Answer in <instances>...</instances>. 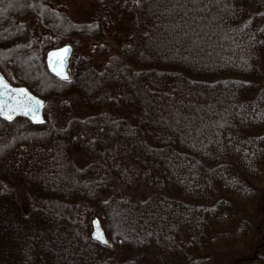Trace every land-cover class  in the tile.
I'll list each match as a JSON object with an SVG mask.
<instances>
[{
  "label": "trees",
  "instance_id": "16d2710c",
  "mask_svg": "<svg viewBox=\"0 0 264 264\" xmlns=\"http://www.w3.org/2000/svg\"><path fill=\"white\" fill-rule=\"evenodd\" d=\"M94 1L102 14L119 0ZM132 6L139 27L121 57L100 64L74 50L102 35L100 20L73 22L46 0H0V71L44 99L40 124L0 117V264H70L69 256L143 264L149 254L198 264L204 258L182 237L193 247L191 234L205 242L225 219L233 226L227 198L256 190L264 168V0ZM66 41L67 80L45 64L46 51ZM104 52L94 45L93 53ZM77 153L86 164L74 162ZM140 184L153 194L124 192ZM92 214L112 247L90 239ZM251 255L230 264L264 261Z\"/></svg>",
  "mask_w": 264,
  "mask_h": 264
},
{
  "label": "rangeland",
  "instance_id": "374dc122",
  "mask_svg": "<svg viewBox=\"0 0 264 264\" xmlns=\"http://www.w3.org/2000/svg\"><path fill=\"white\" fill-rule=\"evenodd\" d=\"M133 2L134 0H119L116 6L114 2H110L108 6H103V8H101L102 14H99L96 12L99 5L94 0H46L49 7L63 12L64 15L73 22H83L86 21V19L94 20L95 18L98 19V21L100 20L102 35L97 38H82L77 42L74 48L76 51L75 56H84L85 54L90 55L100 64L101 60L104 61L110 54H115L121 57L122 47L129 41L132 30L139 27L137 17L132 12ZM73 39L74 37H70L67 40L73 41ZM65 43L69 42L66 41ZM98 44L105 50L101 56L93 53L94 45ZM120 108L131 122H137L135 113L131 108ZM48 117L53 123V115L49 114ZM73 159L77 165H84L88 161L84 155L79 153L75 154ZM127 162L129 163V161ZM256 181L257 183L255 180L253 181L254 188L256 186V190H250L249 199L241 200L231 196L227 198L232 201L233 209L232 213H227L225 218H227V216L231 213L232 220L235 222L233 226L229 227V225H226L225 219V221L217 226L216 229L210 233V235H205V242H202L201 237L197 234H191L190 237L195 240L198 239V244H193V247L190 244L192 239L189 242L187 237H182V239L185 240L184 244L190 245L193 250L194 248H197L195 255L199 254L202 258H204V261L202 262L203 259H201L198 264H230L242 256L251 254H253V256H261L264 259V238H261L264 232V207L262 206L264 198V168L261 178H259V181L258 179ZM115 182L119 187L120 184L117 179ZM17 190L19 195H21V189L18 187ZM124 192L138 199H145L153 194V191L144 184H140L136 188L126 189ZM165 194L168 197H174L171 193ZM94 217L98 216L96 214H92L88 219L89 237L92 230L91 220ZM99 220L102 227H104L100 218ZM228 227L229 229L227 230ZM90 239L94 240L91 237ZM122 239L125 241L127 237ZM94 241L99 242L97 240ZM204 243L207 244L205 245ZM122 244L128 245V241L127 243L125 241ZM107 245L109 247L113 246L109 242H107ZM79 248L82 249V246ZM75 250L76 253H79L76 248ZM147 256L148 257L144 260L145 262L143 264H168V262H166L164 257L161 255L156 256V254H149ZM257 256L256 259H258ZM28 257L29 256L27 255L26 260ZM79 259L80 257L78 256H69L70 264H75L73 261L77 264ZM153 261L157 262L155 263ZM27 262L29 261L27 260ZM259 264H264V261H260Z\"/></svg>",
  "mask_w": 264,
  "mask_h": 264
},
{
  "label": "water",
  "instance_id": "95a60500",
  "mask_svg": "<svg viewBox=\"0 0 264 264\" xmlns=\"http://www.w3.org/2000/svg\"><path fill=\"white\" fill-rule=\"evenodd\" d=\"M64 48L69 49V52H68L67 57H66V61H65L64 66H63V70L68 77V75H69V73H68L69 58L71 56L72 49H73L71 44L65 43V44H62L60 46L51 48L46 52V55H45L46 67L55 76H57L56 73L54 71H52V69L49 67V54L50 53H56L59 50L64 49ZM0 77H2L4 79V81L9 86V90L4 91L3 99L6 101L7 110L10 112V114H13V118H15L17 116H22V117L27 118L28 120H30L34 124L42 123L44 121V115H43L44 99L41 96H39L38 94H36L35 92H33L32 90H30L26 85L12 83L9 79L6 78V76L1 71H0ZM57 77H59V76H57ZM59 78H61V77H59ZM12 89H24L26 91V93L28 94V97H31L32 99L28 100L27 98H24V97H17L14 100V99H12V97L15 95V93L10 91ZM17 100L22 101V102L18 104ZM32 101H39L40 102L38 116H39V120L41 122H36L31 116H25L22 114L23 111L27 110L29 107L32 106ZM13 109H15L14 113L12 111ZM0 117L4 120L9 121L7 118H5L3 116H0ZM91 226H92V230L90 232V237L94 240H97V241L103 243V244H107L108 240L106 238L105 230L102 227L101 222H100L98 217L92 218ZM97 231H99V233L103 236V241L95 238Z\"/></svg>",
  "mask_w": 264,
  "mask_h": 264
},
{
  "label": "snow or ice",
  "instance_id": "6c2138e0",
  "mask_svg": "<svg viewBox=\"0 0 264 264\" xmlns=\"http://www.w3.org/2000/svg\"><path fill=\"white\" fill-rule=\"evenodd\" d=\"M69 52L68 48H64L59 50L56 53L49 54V67L56 73L57 76L61 77L62 79L67 80L68 77L63 70L64 63L66 61L67 54ZM9 90L8 84L4 81L2 77H0V116L7 118L8 120L13 119V114L7 110L6 101L3 99L4 91ZM11 92L15 93L12 99H16L17 97H24L28 100H31V97H28V94L24 89H12ZM22 101L17 100V103H21ZM40 107L39 101H32V106L29 107L27 110L23 111L22 114L25 116H31L36 122H41L39 120L38 111ZM13 113L15 109L12 110ZM96 239L103 241V236L97 231Z\"/></svg>",
  "mask_w": 264,
  "mask_h": 264
}]
</instances>
